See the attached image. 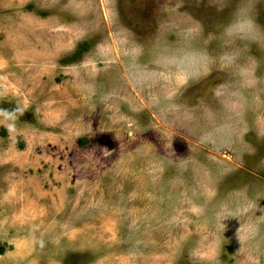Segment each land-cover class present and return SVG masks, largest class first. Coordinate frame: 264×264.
I'll return each mask as SVG.
<instances>
[{"label":"rangeland","instance_id":"obj_1","mask_svg":"<svg viewBox=\"0 0 264 264\" xmlns=\"http://www.w3.org/2000/svg\"><path fill=\"white\" fill-rule=\"evenodd\" d=\"M45 263L264 264V0H0V264Z\"/></svg>","mask_w":264,"mask_h":264},{"label":"crops","instance_id":"obj_2","mask_svg":"<svg viewBox=\"0 0 264 264\" xmlns=\"http://www.w3.org/2000/svg\"><path fill=\"white\" fill-rule=\"evenodd\" d=\"M40 255H41V257H43V256H45V254L43 253V252H38ZM23 259V258H22ZM43 262V261H42ZM45 264H47V263H45Z\"/></svg>","mask_w":264,"mask_h":264}]
</instances>
